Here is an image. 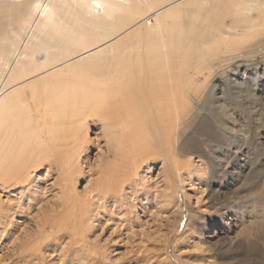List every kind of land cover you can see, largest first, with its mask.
Listing matches in <instances>:
<instances>
[{
	"label": "bare ground",
	"instance_id": "6f19581e",
	"mask_svg": "<svg viewBox=\"0 0 264 264\" xmlns=\"http://www.w3.org/2000/svg\"><path fill=\"white\" fill-rule=\"evenodd\" d=\"M263 51L264 0H0V264L44 263L60 247L83 252L98 228L132 229L117 213L140 197L177 199L173 171L201 183L206 164L191 156L220 135L204 121L183 138L213 95L200 85L259 65ZM90 123L114 162L85 161ZM159 160L166 190L147 175Z\"/></svg>",
	"mask_w": 264,
	"mask_h": 264
},
{
	"label": "rangeland",
	"instance_id": "374dc122",
	"mask_svg": "<svg viewBox=\"0 0 264 264\" xmlns=\"http://www.w3.org/2000/svg\"><path fill=\"white\" fill-rule=\"evenodd\" d=\"M148 20L151 17L145 21ZM226 23L230 24V20L227 19ZM263 55L257 56L259 60L247 56L244 61L252 63L258 60L259 65L244 66L240 72L233 71L237 70L233 66L230 70L226 67L229 70L225 69L226 73L214 71L211 79L200 85L203 93L213 92V95H206L210 97L207 105H196L194 112L196 110L200 117L192 124L193 130L186 128L183 138L192 135L194 130L205 124L204 121L220 135L219 142L200 153L202 157L197 154L191 156L200 161L195 163L206 164V170H200L203 175L201 183L187 180L182 186L173 171L169 177L176 182L177 199L172 201V195L167 193L163 196L154 194L157 198L153 195L150 201L140 197L134 202L138 204L139 211L117 213L116 221L120 217L132 218L128 223L133 224L132 229L117 226L105 233L97 229V235L102 238L100 247L107 249V253L103 254L100 247L96 249L95 234L87 238L88 246L83 248V252L79 248L61 253L60 247L53 258L51 255L44 263L38 264H135V259L141 257L150 259L149 264H264ZM182 130H185V125ZM88 137L92 143L85 149V161L94 163L99 153L105 154L106 163L115 161L113 152H106V141L99 124L90 123ZM163 155L167 156L166 153ZM163 162L164 166L168 164L159 160L147 174L156 181L157 190L167 188ZM82 186H78L81 191ZM53 188L55 195L58 188ZM0 194L4 200L7 199L6 192L0 191ZM50 198L51 201L56 200L55 197ZM131 205L124 206L128 208ZM18 234H22V230L15 237ZM7 245H2L4 250L0 246V255L6 257ZM50 252L52 254V249ZM6 259L4 264H25L17 261L18 258L17 263Z\"/></svg>",
	"mask_w": 264,
	"mask_h": 264
}]
</instances>
